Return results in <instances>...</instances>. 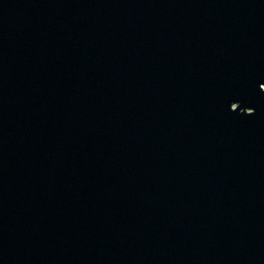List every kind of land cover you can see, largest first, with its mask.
Returning <instances> with one entry per match:
<instances>
[{
  "label": "water",
  "instance_id": "water-1",
  "mask_svg": "<svg viewBox=\"0 0 264 264\" xmlns=\"http://www.w3.org/2000/svg\"><path fill=\"white\" fill-rule=\"evenodd\" d=\"M0 264H264V0H0Z\"/></svg>",
  "mask_w": 264,
  "mask_h": 264
}]
</instances>
